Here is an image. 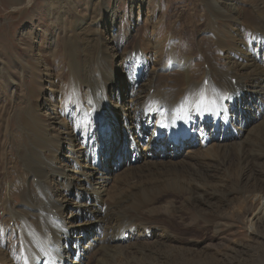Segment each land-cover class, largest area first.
I'll use <instances>...</instances> for the list:
<instances>
[{"label": "bare ground", "instance_id": "obj_1", "mask_svg": "<svg viewBox=\"0 0 264 264\" xmlns=\"http://www.w3.org/2000/svg\"><path fill=\"white\" fill-rule=\"evenodd\" d=\"M102 1L68 24L57 19L63 32L49 51L65 64L56 70L37 50L44 81L39 95L23 84L18 125L15 93L0 102V139L25 145L14 180L0 152V264H175V253L226 264L219 247L232 240L208 218L242 211L249 232L264 220V165L253 162L264 154L255 147L264 135V0H193L198 22L177 18L164 36L166 9L156 16L152 0H131L129 36L126 15ZM237 188L245 198L230 203ZM187 208L210 224L197 237L174 217Z\"/></svg>", "mask_w": 264, "mask_h": 264}, {"label": "rangeland", "instance_id": "obj_2", "mask_svg": "<svg viewBox=\"0 0 264 264\" xmlns=\"http://www.w3.org/2000/svg\"><path fill=\"white\" fill-rule=\"evenodd\" d=\"M21 8L15 9V5L12 4L11 0H0V69H2V73L0 72V89L1 92L6 94L7 98H3L1 96L0 102L6 103L9 100L10 91L15 93L14 99L15 104L18 105V108L13 109L10 113V119L16 125L20 122V113L18 109L22 105L18 102L23 94V84H25V88L27 90H32L33 92L40 94L38 91L41 87V82L44 81L45 67L43 65V61L40 58H36L37 52L39 56L46 58L48 64L51 65L52 68L56 70L59 66L64 65V61L62 59L54 58L52 55V50L49 51L50 47L53 44L56 46V42L58 35L62 34V24L58 21L59 19L66 18L68 21L67 24L72 20V16L76 15L78 12L83 11V7L86 4H90V0H23ZM153 6L156 8V16L162 15L165 19L160 23L159 31L163 36L167 32L165 28H170L173 26L177 19V24L180 22H184L185 25L191 26V23L198 22L193 16L192 12L198 13L199 7L190 8L187 7L193 0H152ZM188 1V2H187ZM28 2V3H27ZM102 3H107L109 7L116 11L117 14L126 15L123 17V29L125 34L129 36V31L133 28L134 20L138 19L137 12H131V0H103ZM51 4H54L56 7H52ZM181 4V5H180ZM165 5V6H164ZM179 5V6H178ZM192 4L191 6H194ZM175 8V9H174ZM190 8V9H189ZM52 10V11H51ZM51 11V12H50ZM105 16V21L107 23L111 20V13H108L105 9L102 11ZM181 12V13H180ZM193 12V13H194ZM180 13V14H179ZM158 14V15H157ZM58 19V20H57ZM175 20V21H174ZM181 20V21H180ZM181 24V23H180ZM149 26V25H148ZM151 26V25H150ZM193 26V25H192ZM32 27L35 29H32ZM62 29V30H61ZM164 29V31H163ZM150 29L148 31H144L143 37L141 38V45L143 46L148 38ZM148 32V33H147ZM112 34H108L107 38L110 39ZM59 44V42L57 43ZM146 45V44H145ZM54 46V47H55ZM63 47V46H61ZM181 47H184L183 45ZM38 50V51H37ZM57 50H60V45L57 46ZM142 56V53H140ZM118 59V57L116 58ZM39 60V61H38ZM37 62V63H36ZM4 63V65H3ZM32 65V67H31ZM23 67L24 69H22ZM97 75L99 78V83L104 79L101 73V67H95ZM8 70V71H7ZM23 70V71H22ZM23 72V73H22ZM121 73V72H120ZM25 78V83H24ZM102 79V80H101ZM96 80V79H95ZM94 80V81H95ZM6 84V85H5ZM26 90V94H27ZM17 100V101H16ZM200 105V103H199ZM23 106V105H22ZM13 124L14 129H17V126ZM257 140L259 144L255 147H258V153L264 150V135L259 136ZM263 144V145H262ZM21 145V146H20ZM23 146V147H22ZM25 145L18 144L16 146V142L10 139H0V152H5V155L10 154L11 157L9 159L8 166V177L11 180L15 179V170L19 168V170L24 171L22 155L24 153ZM260 149V151H259ZM15 150V152L13 151ZM13 151L15 156H11L9 153ZM23 151V152H22ZM187 152V151H186ZM185 152V154H186ZM21 155H20V154ZM19 155V156H18ZM257 162L259 164L264 165V154L259 155L258 159H255L253 162ZM256 164V163H255ZM136 167V165H133ZM138 166V165H137ZM4 165L0 163V185H3L4 176L2 168ZM260 168L254 167L256 171L255 174L260 172ZM13 170V171H10ZM258 171V172H257ZM258 176V175H257ZM3 177V178H2ZM259 178H264L263 176ZM203 181V180H199ZM3 182V183H2ZM2 183V184H1ZM234 189L236 188V183H232ZM111 192H115L117 188L115 185L110 184L109 186ZM244 188H237L235 192L229 194L228 199L230 203H233L231 200L235 199L237 196L239 202L244 199L245 190ZM1 193V191H0ZM221 195V196H220ZM218 193V196L222 197L224 195ZM248 195V194H246ZM2 198V194H0V199ZM19 197L17 199L16 204L20 203ZM215 201V200H213ZM160 208H164V205H161ZM248 207H244V211H247ZM1 213L3 211L1 210ZM174 217L176 221L180 224L182 223L181 228H183L182 234L187 235L190 234L192 236H199L200 228H206L210 224L202 223L200 226L195 222L198 217V212L196 213L192 208H187L182 211L181 214L174 212ZM194 215L193 217L191 216ZM69 216V214H67ZM180 217V218H179ZM182 218L184 221H187V224L184 226ZM211 222L216 225L220 224L222 229L226 231L224 234L225 237L232 240V243L227 245H223L219 247L222 252H220V256L222 262H226L229 264V261H233L232 258L236 256V261L233 264H264V220L261 223V226H258L257 232H249L248 227L245 223L244 214L242 211L237 212V214L233 213H224L220 217L214 216V218H208ZM190 222V223H189ZM193 223V224H192ZM218 223V224H217ZM12 225V224H11ZM193 225V226H192ZM206 225V226H205ZM150 226H148L149 228ZM152 227V226H151ZM188 228V229H187ZM186 229L189 232H186ZM191 230V232H190ZM211 230V229H210ZM208 231L207 237H211L213 232ZM224 237V238H225ZM216 243V242H215ZM148 248V247H144ZM205 247L199 246L193 248L194 252H198ZM218 249V248H217ZM261 250V252L258 250ZM234 252H233V251ZM165 251V250H163ZM248 251H251L254 254V257L251 261H247V257H244V254ZM225 254L230 255V257H225ZM240 255V256H239ZM164 256V255H162ZM176 261L175 264H189L186 263L182 257L181 253H175ZM241 257V258H240ZM141 258L137 262H130V264H143L140 261ZM207 261L202 262L205 264ZM198 259L193 261L191 264H202ZM97 264V263H93Z\"/></svg>", "mask_w": 264, "mask_h": 264}]
</instances>
